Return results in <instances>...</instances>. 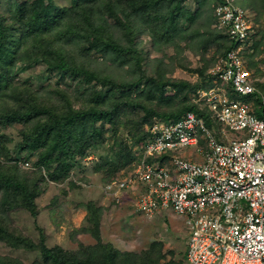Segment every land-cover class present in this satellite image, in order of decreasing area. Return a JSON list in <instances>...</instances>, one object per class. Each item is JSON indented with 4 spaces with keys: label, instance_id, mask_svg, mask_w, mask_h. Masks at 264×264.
I'll use <instances>...</instances> for the list:
<instances>
[{
    "label": "rangeland",
    "instance_id": "rangeland-1",
    "mask_svg": "<svg viewBox=\"0 0 264 264\" xmlns=\"http://www.w3.org/2000/svg\"><path fill=\"white\" fill-rule=\"evenodd\" d=\"M22 1L24 0H0V13L8 14L10 11H15L17 5ZM186 2L191 12L195 13L197 9L196 1L187 0ZM72 3L73 0L47 1L51 10H56L57 7L69 6ZM234 4L240 6L237 0L234 1ZM244 9L250 13L248 16L252 24V31L249 38L242 45L241 53L244 65L250 71L257 87V94L264 98V9L259 6ZM215 19V16L212 19L208 18L207 8H205L202 16L195 22L192 29L195 28L201 33L206 32L205 26L209 21L210 27L208 23L209 29L207 31L219 30L220 28L216 25ZM208 34L206 32V39ZM193 41L189 39L190 44L180 41L185 49V55L181 57L178 55L180 58L178 62L179 58L175 59L178 48L172 46L177 44H168L164 48L158 43L153 44L149 36L142 34L140 46L146 50L144 52L146 58L143 63L145 69L165 73L168 77L176 80L196 83V87H193V89L186 88L182 91H179L176 87L170 89L166 95L168 97L172 96L171 106L162 104V100V105H158V102H156L152 106V113H147L138 108L124 116L123 121H119V126H116V128L105 118L95 117L91 121L90 134L88 133L83 139H77L80 142L78 144L70 139L69 141L73 142V145L69 147L67 154H64L63 157L58 155V158L53 161L54 167H58L60 173L68 169L70 177L62 181H53L50 178L47 185L43 183L40 186L41 193L37 198L40 209L38 216L34 217L30 212L23 209L13 210L10 212L12 220L10 226L16 228L17 232L29 235L37 243H44L49 248L59 245L67 251L74 252L80 251V249L83 251L82 247L87 246L89 252L85 253L83 251L78 260L82 264H109L110 262L129 264L131 259L128 252L141 254L142 251L150 248L154 243L161 246L163 256L158 255L157 262L152 261L150 264H172V261L177 264H190L185 256L187 227L173 208H170L166 213H162L161 216L157 214L149 216L139 208L137 203L139 193L145 189L143 184L120 191L113 196L104 192V186L114 180L127 177L134 171L139 159H133V154L136 155L139 147L147 139L141 141L152 126L150 123L157 120H172L171 110L172 112L175 111L178 104H183L184 99H188L186 101L188 103L198 104L207 113L206 101L201 99L202 96L220 92L222 83L215 71L223 62L224 44L227 45L228 42L222 40V47L210 45L203 58L201 54L203 48L198 47V44ZM74 48L79 50L78 46ZM42 58L43 53L38 49H32L30 53L21 56L18 67L22 68L16 76L15 86L21 88L22 94L25 95L24 88L32 82L30 90L36 91L39 99L51 98L48 105L57 104L60 114L66 113L68 107L65 102L66 96L69 99L71 96L70 103L78 108L87 105L88 96L91 100H93V95L94 98L99 96L96 93L93 94L92 82L84 84L87 78L86 68L88 71L89 66L97 70L98 73H102L108 78L112 77L111 79L121 83L131 81L135 73L130 66L119 67L100 54H95L89 59L85 58V60L83 58L80 64L79 62L69 64L61 73L51 71ZM157 58L165 62L159 63ZM175 83L181 84L179 81H175ZM85 87L87 89H84ZM85 90L88 93L81 96L80 94L84 93ZM99 90L106 89L99 86ZM166 114H168V118H160ZM143 115L148 120L142 124ZM47 116L49 117V115ZM52 118H54V114ZM213 118L214 115L212 114ZM62 119L64 118L60 115L56 121L51 119L50 121L32 120L27 123L22 121L21 123H14L13 126H8L5 132L12 137L13 141L6 142L5 146L10 150L14 159L5 160L3 162L4 169H10L15 161L17 164L27 166H23L26 175L31 178L34 177L32 169L36 167L39 161V152H31L28 155L29 152L26 151L28 149L19 153L15 147L17 148L21 143H26L23 135L24 131H30V136L41 132L43 122H47L53 130V133H50L49 136V143H59L65 136L69 138V135H66L64 128H62V123L66 122L61 121ZM75 124L80 125V122L77 123L76 121ZM214 124L217 129L220 128L218 123L215 122ZM77 125L74 128L76 130ZM84 142H88L86 148L78 146L84 144ZM75 151L78 152L75 153ZM182 152H185L188 156L194 154V156L200 157L197 155L195 148L180 147L173 154L180 155ZM97 222L98 225H96ZM99 244H112L115 250L122 252L118 254V260L112 261L116 251L99 249L97 247ZM94 249L101 252L94 254L92 252ZM0 254L8 262L16 259L18 264L20 261L26 264H36L37 261L41 262L43 260V256L38 249L15 248L7 240H0ZM140 261L141 259H139V264ZM130 264H134V262Z\"/></svg>",
    "mask_w": 264,
    "mask_h": 264
},
{
    "label": "trees",
    "instance_id": "trees-1",
    "mask_svg": "<svg viewBox=\"0 0 264 264\" xmlns=\"http://www.w3.org/2000/svg\"><path fill=\"white\" fill-rule=\"evenodd\" d=\"M47 1L24 0L17 5L15 11H10L8 14L0 13V102L2 104L0 107V160L2 159L0 161V240H7L15 248L38 249L43 260L37 261L36 264H82L78 260L83 251L89 252L87 246L82 247L83 251L80 249V251L71 252L59 245L49 248L44 243H37L29 235L17 232L16 228L10 226L12 221L10 212L23 209L34 217L38 216L40 209L37 198L41 193L40 186L43 183L47 185L50 178L53 181H62L70 177L68 169L60 173L59 168L54 167L53 161L58 158V155L63 157L67 154L69 147L73 145L70 139L78 144L80 142L77 139H83L88 133L90 134L91 121L95 117L105 118L116 128L119 126V121H123L124 116L138 108L152 113V106L156 102L158 105L171 106L172 96L166 95L170 89L176 87L182 91L196 87V83L176 80L165 73L145 69L143 63L146 50L140 46L142 34L149 36L153 44L158 43L163 47H167L168 44H177L172 45L178 48L176 60L179 58L178 55L180 57L185 55V49L180 41L194 40L198 47L203 48L201 53L203 58L210 45L222 47V40L228 42L227 45L224 44L225 49L222 53L225 58L227 52L238 43L224 29L207 31L210 27L209 21L205 26L206 32L209 33L207 39L206 32L201 33L195 28L192 29L205 8H207L208 18H214V7L220 0H195L197 4L195 13L187 7V0H73L69 6L57 7L56 10H51ZM237 2L242 8L259 6L264 9V0H237ZM75 46H78L79 50H76ZM32 49H38L43 53L42 59L51 71L61 73L69 64L78 62L80 64L83 58L85 60L100 54L119 67L130 66L135 71L134 77L131 81L121 83L111 79L112 77L108 78L98 73L89 66L88 71L86 68L87 78L84 84L92 82L93 94L96 93L99 96L94 98L93 95V100L88 96L87 105L80 108L70 103L71 96L70 99L66 96L65 102L68 107L65 114H60L57 104L48 105L51 98L39 99L37 92L30 90L32 82L24 88L25 95L22 94L21 88L15 86L16 76L22 68L18 67V62L23 54L30 53ZM157 59L159 63L165 62L160 58ZM99 86L106 90H99ZM85 93L88 91L85 90L80 95L84 96ZM187 100L184 99L183 104H178L175 111L171 110L172 120H179L185 113L193 111L199 117L210 121L208 112L206 113L196 103L186 102ZM53 114L54 118H52ZM60 115L64 118L61 121H66L63 122L64 125L62 123V128L69 138L65 136L59 143H49V136L53 130L47 122H43L41 132L30 136V131H24L23 135L27 144L21 143L20 146L15 147L19 153L28 149L26 150L29 152L28 155L31 152H39V161L32 169L34 177L26 175L23 168L25 165L22 166L15 161L10 169H4L3 162L14 159L5 146L6 142L13 141L12 137L5 132L8 126L22 121L24 123L32 120L56 121ZM167 116L168 114L160 118L165 119L168 118ZM147 120L143 115L142 124ZM76 121L80 122V125L75 124ZM153 123L154 121L150 124L153 125ZM76 125L77 130L74 129ZM147 137L148 133L141 141L143 142ZM87 145L88 142H84L78 146L86 148ZM139 157L138 150L135 156L133 154V159L137 160ZM90 206H92L91 203ZM97 247L116 251L113 262L118 260V254L122 253L115 250L112 244H99ZM160 247L154 243L141 254L128 252L130 263L139 264V259H141L140 264L157 262L158 255L163 256ZM92 252L99 254L101 251L94 249ZM0 264H18V262L16 259L8 262L0 254ZM19 264L26 263L20 261ZM172 264L177 263L172 261Z\"/></svg>",
    "mask_w": 264,
    "mask_h": 264
},
{
    "label": "built area",
    "instance_id": "built-area-1",
    "mask_svg": "<svg viewBox=\"0 0 264 264\" xmlns=\"http://www.w3.org/2000/svg\"><path fill=\"white\" fill-rule=\"evenodd\" d=\"M234 1L215 6L216 25L238 45L215 71L220 92L201 98L210 121L193 111L155 121L134 171L104 186L113 196L143 184L137 203L149 216L173 208L187 227L190 264H264V98L241 53L250 13ZM180 147L200 157L173 154Z\"/></svg>",
    "mask_w": 264,
    "mask_h": 264
},
{
    "label": "crops",
    "instance_id": "crops-1",
    "mask_svg": "<svg viewBox=\"0 0 264 264\" xmlns=\"http://www.w3.org/2000/svg\"><path fill=\"white\" fill-rule=\"evenodd\" d=\"M162 213H166V212H162V211H161V212H156L155 214L161 216Z\"/></svg>",
    "mask_w": 264,
    "mask_h": 264
}]
</instances>
